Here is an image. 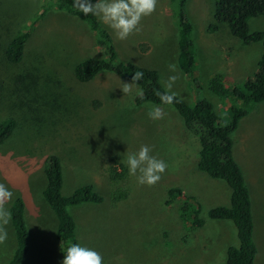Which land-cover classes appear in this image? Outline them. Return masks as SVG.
I'll use <instances>...</instances> for the list:
<instances>
[{"label":"rangeland","instance_id":"obj_1","mask_svg":"<svg viewBox=\"0 0 264 264\" xmlns=\"http://www.w3.org/2000/svg\"><path fill=\"white\" fill-rule=\"evenodd\" d=\"M45 1L0 0V124L9 119L17 123L12 136L0 146V183L13 191L14 199H23L28 208L29 200L33 201L32 208L38 207L39 219L43 220L42 215L50 213L45 204L38 203L48 183L45 159L55 155L63 167L64 196L91 184L105 199L103 204L86 203L69 209L77 223L78 242L98 251L104 264H226L227 249L239 244L237 229L232 221L210 219L209 211L231 206L230 187L197 170L199 140L185 129L173 107H165L162 120L152 121L147 116L150 103L135 107L136 89L123 94L121 83L128 82L114 73L103 72L88 83L76 81L73 73L78 64L107 59L87 23H76L62 15L49 24L40 20L23 61L9 62V43L30 28ZM177 6L173 0H158L156 11L141 21L142 31L129 37L158 39V49L165 51L142 57L133 51L135 42L125 52L114 37L116 63L128 61L155 69L162 85L170 75H177L172 90L185 103L193 106L207 100L227 120L230 102L210 90L211 77L222 73L228 87H242L258 70L264 47L262 43L243 45L233 38L227 25L210 32L215 23V0H187L200 68L197 89L178 67ZM162 21L165 26L159 25ZM249 27L251 33L263 31L264 17L250 19ZM70 29L83 39V43L73 44L71 54L55 43ZM170 64L177 66L176 72L169 71ZM231 67L239 75L231 76ZM234 142L235 159L252 197L258 248L255 264H264V103L241 121ZM145 144L168 167L160 181L150 187L138 185L135 177L129 176L126 186L130 187V198L113 209L108 167L113 162L123 164L126 151H137ZM170 188H181L200 201L201 218L205 220L202 229L184 226L180 201L166 206ZM46 225L42 235L47 238V254L30 260L35 261L33 264H61L63 258L47 219ZM4 230L9 239L0 242V264L11 261L17 243L16 236L13 240L9 236V231H15L12 220Z\"/></svg>","mask_w":264,"mask_h":264},{"label":"trees","instance_id":"obj_2","mask_svg":"<svg viewBox=\"0 0 264 264\" xmlns=\"http://www.w3.org/2000/svg\"><path fill=\"white\" fill-rule=\"evenodd\" d=\"M173 2L179 6H177L178 65L198 89L199 61L193 39L194 28L186 12L187 0H173ZM42 8V13L33 20L30 28L19 32L9 43L6 49L9 62L19 64L23 61L32 32L47 13L55 10L74 17L79 15L72 8V0H46ZM258 17H264V0H215V23L211 25L209 31L216 32L221 25H227L233 38L243 45L262 43L264 47V30L251 33L249 27V20ZM80 20L89 25L107 59H89L78 64L73 73L76 81L88 83L103 72H111L130 83L134 72L140 71L144 75L138 84L144 90V97H136L135 106L141 107L147 103L158 104L156 92L164 90L159 72L133 62L116 63L118 52L114 36L101 27L94 18H85L81 15ZM209 88L216 95L229 100L231 107L230 117L227 120L221 118L213 104L207 100L199 101L193 106L181 100L180 103L174 104L173 108L182 118L185 129L199 140L200 148L195 159L197 170L213 179L226 182L232 191L230 207H218L209 211L210 219L232 221L237 229L239 244L227 249L226 264H255L258 248L254 239L252 197L243 171L235 159L234 134L239 129L241 121L248 117L257 105L264 103V52L258 70L242 87H228L224 74L218 73L211 77ZM16 125L14 119L0 124V146L9 140ZM45 164L48 183L43 196L58 221L56 238L63 257L66 247L72 242H78L77 224L69 209L86 203L103 204L105 199L91 184L76 189L71 196H64V172L61 159L52 155L45 159ZM108 176L111 185L109 203L114 209L130 198L131 190L126 186L129 180L127 167L113 162L108 167ZM167 196L166 206L171 207L180 201L179 212L184 226L190 230L204 227L205 220L201 218L202 205L195 196L185 194L181 188H170ZM10 211L17 238V249L9 264H21L30 250L28 227L24 217V200L16 199Z\"/></svg>","mask_w":264,"mask_h":264},{"label":"clouds","instance_id":"obj_3","mask_svg":"<svg viewBox=\"0 0 264 264\" xmlns=\"http://www.w3.org/2000/svg\"><path fill=\"white\" fill-rule=\"evenodd\" d=\"M157 3L158 0H72V8L79 14L75 19H80L81 15L94 18L115 39L124 41L141 31V21L156 11ZM168 68L170 72H176L177 66L170 64ZM143 75V72L136 71L130 83H121L123 94H128L135 88V96L143 98L144 90L138 84ZM178 78L177 75H170L163 82V92H156L159 103L148 106L147 116L150 120H162L166 115L165 107L172 108L174 104L181 102L182 98L172 90ZM123 156L121 162L127 167L128 175L135 177L138 185H155L168 167L164 160L152 154L151 147L146 144L141 145L137 151H126ZM13 199V191L0 183V242L7 236L4 226L12 220V212L6 205ZM61 264H104V259L95 249L72 242L64 250Z\"/></svg>","mask_w":264,"mask_h":264},{"label":"crops","instance_id":"obj_4","mask_svg":"<svg viewBox=\"0 0 264 264\" xmlns=\"http://www.w3.org/2000/svg\"><path fill=\"white\" fill-rule=\"evenodd\" d=\"M61 15L63 17L69 16L70 20L75 21L76 23H79V22L85 23L80 19H75L74 16H71L66 12L55 11V10L47 13L45 15V17L42 18V20L47 21V23L49 24L51 21H57L58 17ZM161 24L163 26H165L164 21L159 22L160 26H161ZM59 25H61V24H57L55 26H59ZM71 25H73V23H71ZM44 27H46V26H44ZM141 31H142V29H141ZM61 34H62V37L59 40L57 39L55 41V43H56V46L61 48L62 51L65 53H69V54L72 53L73 44L75 45V43H83V39H81L80 36H77L71 29L68 32L66 31L65 34L63 32ZM76 38H78L79 41ZM159 39H161V38H159ZM230 40L233 43H236V45L239 44V43H237L238 41L233 40L232 38ZM118 42H119V46H121L123 49H125V52H126V48H128L129 45H132V42H135V45L133 47L134 48L133 51L142 57L152 56L153 54H160L161 51H165L164 48L158 49V46H160L158 39H148L147 40V39H143L142 37H139L138 39H131V40H130V38H128L127 40H124V41L118 40ZM114 43H115V40H114ZM115 47L117 48V46H115ZM175 49H178V52H179L178 44L176 45ZM197 56H198V52H197ZM175 58H176V56H175ZM177 62H178V57H177ZM178 67H179V65H178ZM198 67H199V65H198ZM199 70H200V68H199ZM235 70H236L235 68L231 67V69H230L231 76L235 77V76L239 75L238 73L233 72ZM43 191H42V193H43ZM15 200L16 199H13V201L9 203L8 207H11L12 203ZM38 203H41L42 205L45 204L49 208L50 213L48 214L49 216L46 214H43L42 215L43 220L39 219L38 207L36 210H34L35 205L32 208V204H34L33 201L29 200V203H28L29 208L27 207V205L25 203L24 217H25V221H26V224L28 227L29 240H30V250H29L28 255L26 256V258L24 259V261L21 264H33L35 261L30 260V258L36 257V255H38V254L40 256H42L43 254H47V248H46L47 238L44 235H42V233L48 229L47 225H46V219L48 220V222H50V230H51L50 233H51V236L53 237V242L55 243V246L59 247L60 252H61L60 245H59L58 240L56 238V230H57V225H58V221L56 219V216L53 213V211L51 210L48 203L46 202L44 196H43V200L38 201ZM49 217H50V220H49ZM14 233H15V231L14 232L9 231L10 240H13L14 237L16 236V233L15 234ZM7 239H9V238L7 237ZM16 249H17V243H16V248L11 252V253H13V256H14ZM61 255H62V252H61Z\"/></svg>","mask_w":264,"mask_h":264}]
</instances>
